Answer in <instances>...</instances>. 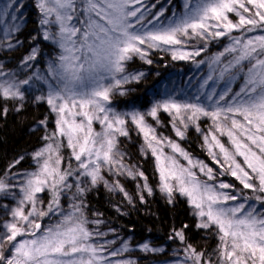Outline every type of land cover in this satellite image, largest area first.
<instances>
[{"label":"snow or ice","instance_id":"obj_1","mask_svg":"<svg viewBox=\"0 0 264 264\" xmlns=\"http://www.w3.org/2000/svg\"><path fill=\"white\" fill-rule=\"evenodd\" d=\"M11 7V3L5 5ZM154 7L155 4L147 5L145 0H38L42 39L52 42L58 51L47 68L54 83L37 77L45 79L48 91L35 99L45 101L56 113V132L46 136L52 142L35 153L39 167L26 174L19 185L21 196L16 206L7 209L10 219L0 224V264H112L110 257L127 250L124 245L123 249L108 252L107 245L112 241L94 242L95 237L105 234L89 230L82 202H75L86 190L80 186L81 176L90 177L93 186L103 181L110 190H115L118 183L108 185L101 174L102 168L107 166L116 174L125 171L133 174L117 148V136H128L127 120L108 106L115 90L142 75L126 74L125 65L134 56L151 64L148 56L153 49L171 50L173 60L193 59L204 48L185 51L176 46H183L187 40L224 37L229 43L211 63L217 66L216 78L225 81V88L218 95L213 91L207 96L211 106L200 103L199 97L195 98L197 102L169 99L153 106L147 115L156 119L159 110L168 112L173 116L176 136L181 139L190 124H196L201 117L210 118L212 127L204 135V141L214 163L222 169L221 174L226 172L235 177L256 196L227 206L229 201L239 200L240 195L218 189H230L233 185L209 184L207 181L216 179L213 169L194 162L178 144L158 137L144 114L132 113L130 120L143 134L147 149L156 159L161 190L168 195L169 203L174 189L179 191L188 197L201 218L198 227L217 229V260L206 259L203 252L188 245L184 249L185 260L178 264L188 261L264 264V0H182V11L173 12L167 23L160 21L165 9L151 13ZM149 14L152 19H147ZM230 14L236 17L235 21ZM234 32L239 35H233ZM37 52L34 47L23 63L34 60ZM5 75L0 65V76ZM211 79L212 75L208 77ZM30 80L18 83L14 78L0 80V97L23 101L20 85H29ZM235 80L241 83L233 92L231 85ZM22 108L23 104L16 111ZM2 111L7 114V109ZM94 123L101 126V131L94 129ZM196 130L201 131L198 124ZM217 134L227 136V146ZM59 138H66L67 147L78 162L75 173L70 164L67 170L60 167L63 141ZM165 145L187 160V166L165 154ZM194 168L207 180H200ZM137 174L143 176L142 172ZM73 175L77 178L76 193L70 210L65 211L60 197L73 187L68 183ZM12 187L16 186L0 179V193L7 196ZM145 188L151 194L147 184ZM45 191L51 193V199L46 209H42L39 205L43 201L38 194ZM249 200L259 201L260 208L248 203ZM45 217L51 221L47 225L42 224ZM174 237L183 242V230H174ZM142 247L146 252L160 251L150 249L148 244Z\"/></svg>","mask_w":264,"mask_h":264},{"label":"rangeland","instance_id":"obj_2","mask_svg":"<svg viewBox=\"0 0 264 264\" xmlns=\"http://www.w3.org/2000/svg\"><path fill=\"white\" fill-rule=\"evenodd\" d=\"M28 0H18L19 6L17 7V0H0V65L3 66L4 72L7 74L5 76H0V80L9 79L14 80L18 83L19 81L29 79L30 83L29 85H20L21 91L24 92L25 99L23 101L17 100L19 105L25 104L27 101H33L36 103H44L46 104L49 109L50 106L45 101H37L35 97L38 96H45L48 91V83L45 82V79H38L37 77H44L47 78L49 83H54L52 81V78L48 75V63L50 59H54L56 52L58 51L55 48V45L50 42L46 41L48 45L50 46V50L41 52L40 43L32 44L33 38L29 40H24L19 38V33L23 30L24 25H26V19L27 16H31L32 9L26 6V3ZM11 3L13 7L11 8H5L6 4ZM145 3L147 5H153L155 4L154 8H151V13H157L162 9H165L164 15L160 17V21L167 23L168 19L172 18L173 12H180L182 0H145ZM36 8L38 4V0H35ZM38 9V8H37ZM230 18L234 21L236 20V17L230 14ZM41 19V15L39 19L36 21V25L38 26V30L40 29V39H42V26L39 24V21ZM147 19H152V16L149 14L147 16ZM147 19L145 20V23L147 22ZM151 27V25H149ZM53 31H55V27L52 28ZM260 33H251L249 35H255ZM233 35H239V33H233ZM45 41V40H44ZM229 43V39L227 37L221 38V39H211L208 41H201V40H187L186 43L183 46H176V47H182L185 51H194L198 50L200 48H204V50L201 52L199 56L194 57L193 59L188 60H175L178 63L179 62H187L192 63L194 60L203 58L202 61H205L206 67L203 69H200L199 76H196L193 80H191L185 87L173 85L170 90L167 93L157 94L152 100H150L149 106L145 105L142 107H138L137 103L130 102L127 104H123L120 100L124 99V96H122L130 84L137 82L138 80L145 77V72L142 70L150 66V64L146 63L144 60L140 59L138 56H134L132 60L128 61L125 65L126 74L128 75H139L138 80H130V82L125 83L122 85V87L118 90H115L114 93L111 96V103L108 105L113 112L124 115L125 119L127 120V123L125 125L126 130L128 131V136H117L118 144L117 148L120 153L123 154V162L127 166L128 169H131L132 175H128L127 171H125L123 174H116L115 170L109 171L108 167H104L101 170V174L104 177V180L107 181L108 185H115L118 183L119 187L115 188V190H110L109 187L105 186V183L102 181L95 186L91 185L90 183V177H79V183L80 186L85 188L86 190L81 196H77L75 202L81 203L82 202V210L84 215L86 216L87 220L89 221L88 228L91 231H98L102 234L99 237H95L94 242L97 243H105L106 241H112L110 245H107L108 252L111 251H117L120 249H123L124 245H127L126 251H121L120 254L110 257V260L112 264H126V262H131V264H178V262H183L185 260V252L184 249L187 247L186 245H181L180 249L173 251L172 253H169V255L161 261L157 260H151L153 259V255L155 254H166L167 248L166 247H156L149 243L148 244L150 249H159L160 251H144L143 245L144 244H137L135 245L132 241V239L125 234H123L121 231L115 229L112 225H114L111 222H108L103 217L99 216L96 211L91 208V206L87 203L88 195L97 192L99 189L103 188L106 191L113 193L115 195H122L124 198H126L128 201L130 200V197L128 196V193L126 189L123 186L122 180L124 178L128 179H135L137 181V185L140 188V192H144L145 194H149L147 188H145V184H147L148 188H151V194L153 193H161L168 197V195L161 190L162 181L160 179V173L157 166V162L155 157L151 154V151L147 149L146 143L143 137V134L139 131L137 126L131 122L130 115L132 113L138 112L145 115L146 122L151 125L156 132V135L161 138H165L166 140H170L176 144L179 145L181 149H183L185 152L188 153V155L191 157V159L194 162H202L203 164L207 165L208 167H211L213 169V173L216 176L215 180H209L207 181L209 184L212 185H218L220 182L228 183L230 185H233V182L231 179L235 180L240 187H232L230 189H218L219 191L228 192L231 194H239L240 199L237 201H229L227 206H233L235 204L244 202L245 197H254L257 195V193H253L251 190L244 189L243 186L240 184V182L233 176H231L228 173H222V169L219 165L215 164L211 155L208 151V146L205 144L204 141V135L208 134L211 127H212V121L210 118L207 117H201L196 124L199 125V128L201 131H197L198 135H200L201 140L204 145L205 153L208 157V159L200 158L198 156H195L189 152V150L186 147V131L187 129L194 128L196 129V124H190L189 127L185 130V136L183 139L176 136L175 128L173 126V116L170 115L168 112L163 111L162 109L158 111V116L156 119H153L151 116H148L147 113L150 111V109L155 106L156 104L163 103L166 100H176L178 102H197L195 100L196 97H199V102L203 103L205 106H211V101L207 100V96L215 91V93L218 95L221 93L225 88V81L217 79L218 72L214 71V69L217 68L216 65H213L212 59L223 49L225 46ZM11 44L12 47H8V45ZM27 44V46L30 47V51L26 53L23 58L17 62L15 66L12 65L14 63L15 59L9 58V53L17 48H20V46ZM213 46H219L217 49H214ZM37 48L38 52L36 55V58L34 60L28 61L27 64H24L23 61L25 57H27L33 48ZM163 47H170V46H163ZM213 53V54H212ZM159 54H162L161 56H164L165 54H168L172 58L171 50L169 51H162L160 49H153L149 51L148 59H151L154 57V55L158 56ZM212 55V56H211ZM173 60V59H172ZM139 61L140 63H144V68L141 70L139 69H132L130 68V65L134 67L141 66L135 65V63ZM212 75L213 79L208 80V77ZM207 81V83H205ZM241 81L235 80L232 82V91L235 92L238 90L239 85ZM123 99H121V98ZM215 99V97H214ZM223 103V102H221ZM51 111V109H50ZM52 112V111H51ZM56 119L57 115L56 113L52 112V119L50 124L47 122L45 124L40 123L38 126L39 129L43 130L44 137L42 138V145L35 151L31 152L28 157H30V168L26 170H16V167H13L10 169V172L8 175L3 179L6 183L9 185H14L16 187H12L10 189V194L5 196V194L0 193V224H3L6 220L10 219V216L7 213V209L14 208L21 196V193L19 191V185H21L24 182V178L26 174L34 172L39 167V164L37 160L34 158L35 153L37 151H40L42 148H44L47 143H51V140H46V136H51L53 133L56 132ZM94 129L96 131H101V126L98 123H94ZM218 138L221 140V142L225 143V145H228V138L227 136H219ZM63 141L62 146L60 147V155L62 157V164L60 165L62 170H67L69 167V164L71 166V169L75 173V170L78 167V162L74 160L72 157L71 149L67 147V141L66 138H59ZM124 143L129 144H137L138 148L140 150V153L143 156H151L155 160V164L157 167V177L159 180V185L157 187H153L150 184H148L146 180V176L143 174V176L138 175L137 173L141 172L139 169L134 168L129 164V156L127 154L126 149L124 148ZM163 151L165 154L173 156L175 159L179 161L181 165L187 166L188 162L185 160L182 156L179 155V153L173 152V150L168 147L164 146ZM214 151L218 152V149H214ZM193 171L197 172V175L200 180L205 181L207 180V177L199 172L198 168H194ZM76 182L77 178L75 175L69 177L68 183L73 184V187L70 190H65V192L60 197V205L63 208V210L68 211L69 205L73 203V196L76 193ZM120 188H123V191H120ZM248 190V191H246ZM180 196L182 198H185L188 200V197L181 195L179 191H176L174 189L172 193V201L177 197ZM38 197L40 200L43 201L42 204L39 206L42 209H46V206L48 202L51 199V193L49 191H45L44 193L38 194ZM248 203H254L255 206L259 209L260 208V202L249 200ZM190 204V202H189ZM190 206L194 209V207L190 204ZM25 210H28V206H26ZM194 213L198 218V222H201V218L196 214V210L194 209ZM55 219V218H53ZM96 221H100V223H95ZM51 221L48 217H45L42 221L43 225H47ZM204 229V228H202ZM206 232H213L214 236H217V241L219 243L218 235H217V229L213 226L207 229H204ZM20 239V238H18ZM217 243V245H218ZM217 246L214 247L211 251H208L206 254H204L205 258H211L214 261L217 260V254H216ZM148 258H150L148 260ZM187 264H191V261H188Z\"/></svg>","mask_w":264,"mask_h":264},{"label":"trees","instance_id":"obj_3","mask_svg":"<svg viewBox=\"0 0 264 264\" xmlns=\"http://www.w3.org/2000/svg\"><path fill=\"white\" fill-rule=\"evenodd\" d=\"M26 6L32 9L31 16H27L26 25L18 37L24 40L33 38L32 44L38 42L41 52H48L51 48L46 41L40 39V29L36 25L41 14L36 8L35 0H28ZM217 47L219 46H213L211 50ZM29 51L27 44L11 51L9 58L15 59L12 65L15 66ZM161 55H154L152 63L147 67L139 61L135 63L142 64L138 67L131 63L132 69L141 70L145 67L142 70L145 77L130 84L122 95L124 99L120 97L123 99L120 100L122 105L135 102L138 107L149 106L150 100L157 94L167 93L173 85L185 87L200 75V69L206 67L203 58L192 63H178L168 54ZM18 106L17 100L0 97V179H4L13 167L17 171L30 168L28 155L42 145L44 137L43 130L38 126L42 121L50 124L52 119V112L44 103L27 101L22 110L17 112ZM3 109H7V114L3 113ZM186 138L189 152L207 160L203 142L196 129H187ZM124 148L129 156V164L146 176L148 184L157 187L159 180L155 160L151 156H143L137 144L124 143ZM231 181L234 186L240 187L235 180ZM122 182L130 197L129 201L122 195H115L101 188L88 195L87 203L99 216L113 223L115 229L130 237L135 245L149 243L158 248H167L166 254H155L152 261L163 260L169 253L180 249L181 245H191L197 252L204 254L217 246V236L198 227V218L187 199L177 196L170 204L169 198L164 194L140 192L141 187H138L135 179L124 178ZM174 230H183V242L174 237Z\"/></svg>","mask_w":264,"mask_h":264}]
</instances>
